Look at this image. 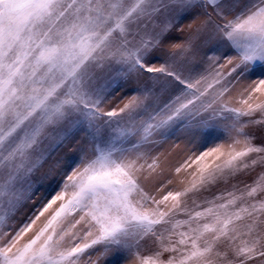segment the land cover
I'll list each match as a JSON object with an SVG mask.
<instances>
[{
	"label": "snow or ice",
	"instance_id": "1",
	"mask_svg": "<svg viewBox=\"0 0 264 264\" xmlns=\"http://www.w3.org/2000/svg\"><path fill=\"white\" fill-rule=\"evenodd\" d=\"M113 261L264 264V0H0V264Z\"/></svg>",
	"mask_w": 264,
	"mask_h": 264
},
{
	"label": "rangeland",
	"instance_id": "2",
	"mask_svg": "<svg viewBox=\"0 0 264 264\" xmlns=\"http://www.w3.org/2000/svg\"><path fill=\"white\" fill-rule=\"evenodd\" d=\"M176 144L179 145V148H176L175 150L172 149V146L171 144H165L163 145V147L160 148V151H164V152H171V156H170V161L172 164L178 166V162L181 161L182 159V156H183V153L180 151V149H182L184 147V142L183 141H175ZM217 143H228V141L224 140V139H221V140H216V141H210L208 144H207V147H214ZM200 151H203L205 150L204 147H201L199 149ZM72 151H75L74 149ZM180 219H183L184 217H179ZM186 230V229H184ZM175 239V237H174ZM142 255H144L145 257L151 255L150 252H144L142 253ZM169 255H172L171 253H165L162 257V259H167L169 257ZM105 259H110V257H105ZM112 264H115V261L112 262ZM121 264H130V262H125V261H121Z\"/></svg>",
	"mask_w": 264,
	"mask_h": 264
}]
</instances>
